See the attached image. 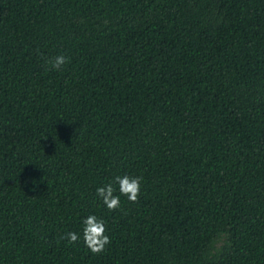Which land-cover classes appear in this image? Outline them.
Segmentation results:
<instances>
[{
    "label": "trees",
    "instance_id": "trees-1",
    "mask_svg": "<svg viewBox=\"0 0 264 264\" xmlns=\"http://www.w3.org/2000/svg\"><path fill=\"white\" fill-rule=\"evenodd\" d=\"M0 264H264V0H0Z\"/></svg>",
    "mask_w": 264,
    "mask_h": 264
},
{
    "label": "clouds",
    "instance_id": "clouds-1",
    "mask_svg": "<svg viewBox=\"0 0 264 264\" xmlns=\"http://www.w3.org/2000/svg\"><path fill=\"white\" fill-rule=\"evenodd\" d=\"M51 67L57 71L69 63V58L63 54L57 55L54 59H48ZM143 176L123 175L116 176L114 182L97 187L96 194L100 201L109 211H115L121 206L120 197L124 196L128 201L136 203L139 200L142 188ZM114 184L118 187H115ZM118 193V194H117ZM83 242L93 254H99L106 250V246L111 243L110 237L106 234L107 226L103 219L92 214L82 221ZM81 239V235L75 231H66L61 240H67L68 244L74 245Z\"/></svg>",
    "mask_w": 264,
    "mask_h": 264
}]
</instances>
